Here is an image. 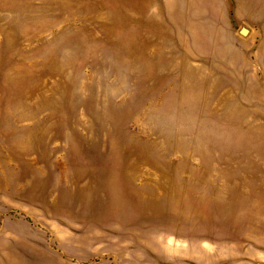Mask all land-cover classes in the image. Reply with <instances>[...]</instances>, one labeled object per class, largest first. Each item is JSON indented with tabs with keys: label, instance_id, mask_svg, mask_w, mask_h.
Segmentation results:
<instances>
[{
	"label": "rangeland",
	"instance_id": "rangeland-1",
	"mask_svg": "<svg viewBox=\"0 0 264 264\" xmlns=\"http://www.w3.org/2000/svg\"><path fill=\"white\" fill-rule=\"evenodd\" d=\"M0 264H264V0H0Z\"/></svg>",
	"mask_w": 264,
	"mask_h": 264
},
{
	"label": "bare ground",
	"instance_id": "bare-ground-1",
	"mask_svg": "<svg viewBox=\"0 0 264 264\" xmlns=\"http://www.w3.org/2000/svg\"><path fill=\"white\" fill-rule=\"evenodd\" d=\"M246 33H248V32H246ZM247 57V56H246ZM249 61V60H248ZM263 106V105H262ZM124 189V188H123ZM69 208V207H68ZM159 223V222H158ZM133 224V223H132ZM137 225V224H136ZM149 225H151V224H149ZM171 226V225H170ZM151 227V226H150ZM153 227V226H152ZM225 232V231H224ZM227 232V231H226ZM195 233V232H194ZM222 233V232H221ZM197 234V233H196ZM206 234V233H205ZM207 234H209V231H208V233ZM223 234H225V233H223ZM189 235V234H188ZM228 235H229V233H228ZM195 236V235H194ZM199 236V235H198ZM206 236V235H205ZM202 237H203V235H202ZM210 237V236H209ZM195 238V237H194ZM231 238V237H230ZM239 238V237H238ZM200 239H201V237H200ZM217 240V239H216ZM222 241V240H221ZM165 247V246H164ZM156 248V247H155ZM242 249H243V247H242Z\"/></svg>",
	"mask_w": 264,
	"mask_h": 264
},
{
	"label": "water",
	"instance_id": "water-1",
	"mask_svg": "<svg viewBox=\"0 0 264 264\" xmlns=\"http://www.w3.org/2000/svg\"><path fill=\"white\" fill-rule=\"evenodd\" d=\"M246 32H248V30H247L246 28H242V29H241V33H242V34H246Z\"/></svg>",
	"mask_w": 264,
	"mask_h": 264
}]
</instances>
